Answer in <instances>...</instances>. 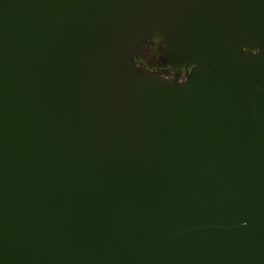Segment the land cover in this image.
<instances>
[{
	"label": "water",
	"instance_id": "water-1",
	"mask_svg": "<svg viewBox=\"0 0 264 264\" xmlns=\"http://www.w3.org/2000/svg\"><path fill=\"white\" fill-rule=\"evenodd\" d=\"M0 264H264V0H0Z\"/></svg>",
	"mask_w": 264,
	"mask_h": 264
},
{
	"label": "flooded vegetation",
	"instance_id": "flooded-vegetation-1",
	"mask_svg": "<svg viewBox=\"0 0 264 264\" xmlns=\"http://www.w3.org/2000/svg\"><path fill=\"white\" fill-rule=\"evenodd\" d=\"M159 46H147V48L136 55L137 63H143L147 68L151 70H164V65L159 59L158 50Z\"/></svg>",
	"mask_w": 264,
	"mask_h": 264
}]
</instances>
